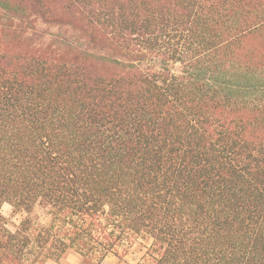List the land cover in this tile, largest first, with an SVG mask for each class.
I'll return each mask as SVG.
<instances>
[{"label":"trees","instance_id":"obj_1","mask_svg":"<svg viewBox=\"0 0 264 264\" xmlns=\"http://www.w3.org/2000/svg\"><path fill=\"white\" fill-rule=\"evenodd\" d=\"M70 250L264 264V0H0V264Z\"/></svg>","mask_w":264,"mask_h":264},{"label":"rangeland","instance_id":"obj_2","mask_svg":"<svg viewBox=\"0 0 264 264\" xmlns=\"http://www.w3.org/2000/svg\"><path fill=\"white\" fill-rule=\"evenodd\" d=\"M44 25L41 24V27ZM10 207L8 205H4L2 207V212L4 214L9 213ZM34 214L38 217V220L41 223H46L48 220L47 215L44 213L42 208L36 206L34 209ZM139 252H130L124 256V258L119 259L112 254H108L101 262V264H141ZM80 256L73 251H67L58 261L56 262H47L46 264H79Z\"/></svg>","mask_w":264,"mask_h":264}]
</instances>
